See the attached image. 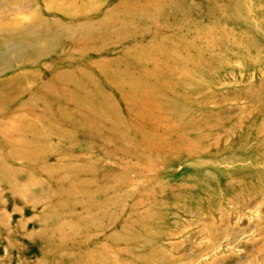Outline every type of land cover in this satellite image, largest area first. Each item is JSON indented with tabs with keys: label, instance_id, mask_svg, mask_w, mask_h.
Listing matches in <instances>:
<instances>
[{
	"label": "rangeland",
	"instance_id": "obj_1",
	"mask_svg": "<svg viewBox=\"0 0 264 264\" xmlns=\"http://www.w3.org/2000/svg\"><path fill=\"white\" fill-rule=\"evenodd\" d=\"M0 264H264V0H0Z\"/></svg>",
	"mask_w": 264,
	"mask_h": 264
},
{
	"label": "bare ground",
	"instance_id": "obj_2",
	"mask_svg": "<svg viewBox=\"0 0 264 264\" xmlns=\"http://www.w3.org/2000/svg\"><path fill=\"white\" fill-rule=\"evenodd\" d=\"M15 45H16L15 43L12 44L13 47H14ZM183 62H184V61H182V63H183ZM165 66H166V67H165ZM165 66H164V69L167 68V69L169 70L168 73H171V72H172L171 70H174V65L166 64ZM170 69H171V70H170ZM178 69H179V71H180L181 73L176 72V75H174V76L177 77L176 85L181 84V83H184V80H183L184 76L187 75V74H189V70H188V69H185V65H181V67L178 68ZM162 112H163V111H162Z\"/></svg>",
	"mask_w": 264,
	"mask_h": 264
}]
</instances>
